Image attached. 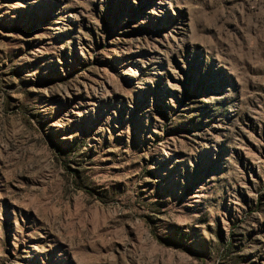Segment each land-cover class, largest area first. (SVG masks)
Instances as JSON below:
<instances>
[{
	"label": "rangeland",
	"instance_id": "rangeland-1",
	"mask_svg": "<svg viewBox=\"0 0 264 264\" xmlns=\"http://www.w3.org/2000/svg\"><path fill=\"white\" fill-rule=\"evenodd\" d=\"M0 264H264V0H0Z\"/></svg>",
	"mask_w": 264,
	"mask_h": 264
}]
</instances>
